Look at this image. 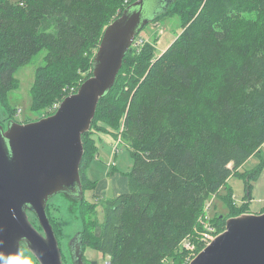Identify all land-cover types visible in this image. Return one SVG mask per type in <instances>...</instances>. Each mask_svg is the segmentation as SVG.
<instances>
[{
	"label": "trees",
	"instance_id": "16d2710c",
	"mask_svg": "<svg viewBox=\"0 0 264 264\" xmlns=\"http://www.w3.org/2000/svg\"><path fill=\"white\" fill-rule=\"evenodd\" d=\"M133 1L0 0V111L9 114L1 96L13 89L17 69L43 49L33 101L60 103L64 85H80L92 74L104 28ZM249 11L255 16L244 17ZM171 13L182 18L180 35L157 56L139 57L131 47L92 121L99 114L112 121L123 115L133 157L128 190L112 198L93 238L85 196L80 202L84 251L91 244L108 264H167L200 227L205 202L264 144V0H177L155 20ZM88 67L90 73L75 78ZM129 67L130 84L120 87ZM90 132L83 134L84 192L96 184L87 174L98 152ZM263 165L264 159L247 173L248 186ZM225 197L230 216L246 211L234 213L245 204ZM48 213L61 235V219L50 206ZM228 217L219 219V232Z\"/></svg>",
	"mask_w": 264,
	"mask_h": 264
},
{
	"label": "water",
	"instance_id": "95a60500",
	"mask_svg": "<svg viewBox=\"0 0 264 264\" xmlns=\"http://www.w3.org/2000/svg\"><path fill=\"white\" fill-rule=\"evenodd\" d=\"M176 1L129 3L104 28L92 74L53 113L25 123L12 118L6 126L0 122V264H19L22 245L39 264H65L49 200L65 194L80 210L85 196L80 174L83 134L90 130L98 103L113 87L136 36ZM68 250L73 264H85L82 228ZM189 264H264V211L229 216L225 229Z\"/></svg>",
	"mask_w": 264,
	"mask_h": 264
},
{
	"label": "rangeland",
	"instance_id": "374dc122",
	"mask_svg": "<svg viewBox=\"0 0 264 264\" xmlns=\"http://www.w3.org/2000/svg\"><path fill=\"white\" fill-rule=\"evenodd\" d=\"M244 17H254V12H245ZM182 18L177 13L167 14L148 23L137 35L136 42L132 45L133 53L139 57L144 55L157 56L161 55L173 41L182 32ZM46 49L41 50L32 60L22 65L17 69L14 75V86L11 91L1 96L2 104L6 106L9 114L1 109L2 115L0 122L6 126L7 121L12 118L18 122H28L49 115L57 109L59 102L54 105H41L33 101V87L36 79V70L44 64ZM142 55V56H140ZM132 68L123 70L119 78L118 85L121 87L122 82L125 87L129 86L127 77L132 73ZM91 72V69L79 68L75 78L80 79L82 76ZM78 82L66 84L62 89V96L74 93L78 88ZM117 85V86H118ZM117 89V87H116ZM116 91V90H115ZM5 114V115H4ZM123 115L118 120H108L99 114L95 118L90 133L89 139L92 137L97 145V155L89 163L87 174L98 185L97 189L88 187L85 192L83 206L87 207L85 219L88 225L89 237L93 236L102 227L105 216V209L110 204V201L118 193L128 190V176L133 166V157L129 142L123 137ZM91 138V139H92ZM89 148L90 144L88 145ZM264 159V144L259 148L257 153L252 155L243 165L233 172V175L228 179L219 194H213L206 202L203 214L199 218L200 227L195 229H203L200 233L190 237L189 241L192 244L200 243V239L208 232L211 226L217 225L219 219L231 215L232 206L226 195H231L234 203L242 208L234 210L240 211L244 208V212L259 213L264 208V165L255 179L248 182L247 173L258 168ZM98 180V181H97ZM97 184H95L97 186ZM250 193L251 198L248 199L247 193ZM88 201V203H87ZM50 206L53 208L56 216L61 219L62 229L59 240L65 264H73L68 250L70 240L81 230L82 220L80 216L78 202H73L65 194H57L50 198ZM249 204V206L247 205ZM206 216V218H205ZM30 219L36 226L41 228L40 223L34 215L30 214ZM203 223V224H202ZM221 232V231H220ZM195 233V230H194ZM192 234V233H190ZM184 251V252H183ZM193 251L186 250L184 245L180 243V247L166 258L167 264H187L188 258ZM84 257L87 264H108L109 257L101 251L88 245L84 251ZM19 264H39L33 254L22 245L20 252Z\"/></svg>",
	"mask_w": 264,
	"mask_h": 264
},
{
	"label": "built area",
	"instance_id": "2783aa9c",
	"mask_svg": "<svg viewBox=\"0 0 264 264\" xmlns=\"http://www.w3.org/2000/svg\"><path fill=\"white\" fill-rule=\"evenodd\" d=\"M136 40V39H135ZM136 41H134V43H135ZM133 43V44H134ZM205 218H206V216H205ZM203 224V223H202ZM203 229H195V233H192V234H188L184 239H183V241L181 242V245L183 244L184 245V248L186 249V250H192L193 251V253H192V255L188 258V260L186 261L187 262V264H189V262L192 260V258L198 253V248L199 247H201V246H203V248H205V246L207 245V244H209L211 241H212V239H214L215 238V236L216 235H218V233H219V230H217V226L215 225V226H211L210 227V229L208 230V232L207 233H205L204 234V236H203V238L202 239H200V243H198V244H192L190 241H189V239H190V237L191 236H193V235H195V234H198V233H200V235H201V231H202Z\"/></svg>",
	"mask_w": 264,
	"mask_h": 264
},
{
	"label": "crops",
	"instance_id": "0c3cea01",
	"mask_svg": "<svg viewBox=\"0 0 264 264\" xmlns=\"http://www.w3.org/2000/svg\"><path fill=\"white\" fill-rule=\"evenodd\" d=\"M88 177L91 179V177L88 175ZM92 180V179H91ZM93 181V180H92ZM98 181V180H97ZM97 184V183H96ZM98 185H99V182H98V184H97V186L95 185V187H94V189H97L98 188ZM124 192H126V191H124ZM121 193H123V192H121ZM121 193H118V194H121ZM117 194V195H118Z\"/></svg>",
	"mask_w": 264,
	"mask_h": 264
},
{
	"label": "flooded vegetation",
	"instance_id": "af4514ba",
	"mask_svg": "<svg viewBox=\"0 0 264 264\" xmlns=\"http://www.w3.org/2000/svg\"><path fill=\"white\" fill-rule=\"evenodd\" d=\"M84 255H85V254H84ZM84 262H85V264H87V261H86L85 257H84ZM64 263H65V261H64Z\"/></svg>",
	"mask_w": 264,
	"mask_h": 264
}]
</instances>
